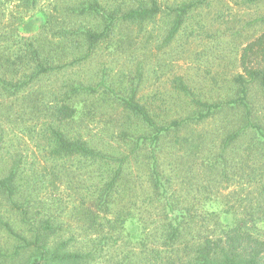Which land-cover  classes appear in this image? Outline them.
I'll list each match as a JSON object with an SVG mask.
<instances>
[{"label":"rangeland","instance_id":"rangeland-1","mask_svg":"<svg viewBox=\"0 0 264 264\" xmlns=\"http://www.w3.org/2000/svg\"><path fill=\"white\" fill-rule=\"evenodd\" d=\"M24 1L0 0V61L13 60L15 55L27 51L32 42L34 46L40 45L47 57L46 65L51 66L17 97L0 91L2 165L5 167L9 160L19 158L24 179L42 171L39 173L44 175V180L35 193L40 205L35 210L43 213L44 209L61 208L65 211L61 217L71 227L76 218L75 214L71 216L73 211L66 214L67 210L70 212L100 175L92 165L75 167L70 164L73 162L66 163L60 172L42 167L47 164L41 148L45 142L43 125L49 123L51 105L60 98L66 84L96 85L104 75L106 83L123 92L138 79V96L152 105L167 123L191 115L196 109L193 96L177 87L178 77L196 99L214 103L234 97L231 81L242 73V49L264 33L261 20L264 0H157L160 11L151 20L140 27H116L111 42L98 43L86 56L87 45L81 36L73 35L72 41L70 38L67 41L58 32L63 28L76 30L78 26L95 31L103 27L100 16L79 14L76 10L89 0H36L33 8ZM97 1L106 10L137 2ZM192 1L198 4L185 14L178 33L167 41L165 37L175 15L171 9ZM263 62L259 52L247 58V64L255 67ZM19 66L18 63L9 66L6 75L19 76L22 72L21 68L18 72ZM32 69L28 67L27 71ZM249 103L253 118L264 124V92L257 84L250 85ZM75 107L77 115L65 123L66 131L81 133L102 151L125 153L130 139L122 137L123 131L134 136L149 132L103 92L80 96ZM242 116V109L225 107L200 122H189L177 132L190 142L181 149L169 141L173 136L169 132L158 153L159 168L169 177V193L174 204L189 207L204 228L241 224L264 237V219L257 218L264 209V198L257 189L264 179V155L248 149L250 145L244 138L229 147L223 162L217 160L224 136L243 123ZM148 149L145 144L139 156L127 163L131 190L126 200L130 198L133 203L126 205L131 207L133 217L112 232L116 244L107 249L104 259L122 257L129 252L140 254L141 244L151 243L158 232L160 205L147 199L150 193ZM4 202L0 197V215L18 225L15 213L7 210ZM208 212L213 213L212 217L202 220ZM13 243L0 230L1 247L10 248Z\"/></svg>","mask_w":264,"mask_h":264},{"label":"trees","instance_id":"trees-1","mask_svg":"<svg viewBox=\"0 0 264 264\" xmlns=\"http://www.w3.org/2000/svg\"><path fill=\"white\" fill-rule=\"evenodd\" d=\"M24 2L30 8L36 4V0ZM197 4L198 1H192L171 9L175 15L165 37L167 41L174 38L184 22L185 14ZM121 6L123 5L119 4L106 10L97 0H89L76 10L79 14L87 12L100 16L104 22L103 27L98 31L81 29L80 26L76 30L63 28L58 36L67 41L73 35L81 36L87 45L85 54L89 56L98 43L113 40L116 27L122 29L124 26H143L146 20H151L160 11L157 0H137L135 5L127 2L124 7ZM261 20L264 21V18ZM39 46H34L31 42L27 51L14 56V61L9 58L0 61L2 93L17 97L29 88L31 81L49 69L48 66L51 65H46L47 57ZM256 52L264 58V33L242 49V73L234 76L231 81L235 90L234 97L221 102L209 103L196 99L183 79L178 77L175 80L177 87L193 96L196 109L191 115L167 123L161 120L160 114L152 105L138 96V79L123 92L106 83L104 75L96 85L67 83L60 98L51 105L49 123L43 125L42 137L45 142L41 148L47 161L42 166L44 170L51 168L52 172H60L66 168V163L73 162L70 164L75 167L92 165L99 172V180L81 195L80 201L70 208V212H66L70 214L73 211L71 216L75 214L74 227L61 217L65 213L61 208L44 209L43 213L35 210L36 205H40L35 193L40 188L39 183L44 180V175L39 173L42 171L34 172L30 178L24 179L19 158L9 160L10 163L5 167L2 165L4 158L1 150L4 141L0 126V197L4 199L7 210L15 213L18 222V225H14L0 215V230L6 234L7 239L14 240L10 248L0 245V264H264L263 236L241 224L204 228V224H198L195 213L189 207L174 204L169 193V177L160 170L158 157L163 149V140L169 132L173 133L169 141L179 145L181 149L190 142L189 138L177 133L180 129L185 128L189 122H200L225 107L242 109L243 123L224 136L217 160L223 162L229 147L244 138L250 145L248 149L264 155V124L253 118L249 103L251 84H257L264 92V62L257 67L247 64L249 54ZM16 63L20 64L17 67L18 72L20 68L22 70L20 75H6L8 67ZM25 66L33 69L27 71ZM99 91L111 96L123 110L137 118L149 131L147 135L137 136L123 131L122 137L130 140H127L128 150L120 155L102 151L94 147L81 133L70 134L65 129V123L77 115L76 99L83 95H94ZM145 144L149 148L147 165L150 193L147 199L160 205L158 232L154 234L151 243L141 244L140 254L129 252L122 257L104 259L107 249L116 244V237L112 232L119 226L122 228L126 219L133 217L131 207L126 205L133 203L130 198L126 200V195L131 190V179L128 178L126 166L132 157L136 159L139 156ZM257 189L264 198V179ZM212 214L208 212L201 219H210ZM257 218L264 219V209Z\"/></svg>","mask_w":264,"mask_h":264}]
</instances>
